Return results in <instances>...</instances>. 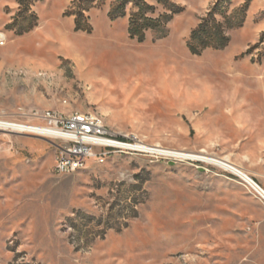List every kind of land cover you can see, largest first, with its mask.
I'll return each mask as SVG.
<instances>
[{"label": "rangeland", "instance_id": "obj_1", "mask_svg": "<svg viewBox=\"0 0 264 264\" xmlns=\"http://www.w3.org/2000/svg\"><path fill=\"white\" fill-rule=\"evenodd\" d=\"M72 1L34 3L37 27L19 36L16 0H0V122L89 112L158 153L58 175L52 140L0 131V264H264V201L222 168L168 155L227 161L264 191V0H231L248 7L242 27L201 56L186 45L215 0H170L182 12L143 43L128 37L130 6L112 21L116 0H98L86 34L65 15ZM140 182L137 217L111 213ZM76 212L92 223L74 228Z\"/></svg>", "mask_w": 264, "mask_h": 264}, {"label": "trees", "instance_id": "obj_2", "mask_svg": "<svg viewBox=\"0 0 264 264\" xmlns=\"http://www.w3.org/2000/svg\"><path fill=\"white\" fill-rule=\"evenodd\" d=\"M41 0H16L18 12L14 17L11 27H18V35L29 33L37 27V17L31 11L34 3ZM162 6L163 12L156 14V8L148 4L144 0H116L112 5L108 16L114 21L118 18L126 16V9L130 6L131 13L128 18L127 34L131 40L137 43H143L147 32L164 36L168 23L175 15L182 12V8L170 0H155ZM98 5V0H73L71 2L66 16L72 17L74 22V31L90 34L92 26L87 15L91 9ZM231 0H215L208 13L200 19L198 25L190 32L187 49L193 56H201L207 50L221 51L230 43V37L227 31L242 27L247 12V5L234 8L230 11ZM139 192L138 196L132 198L121 199V204H113L110 208L111 213H120L124 221H128L137 217L136 207L143 204L147 197V192L143 189V182L132 186ZM119 207V208H117ZM118 209V210H117ZM117 215V214H116ZM115 215V216H116ZM81 216L88 220V224L92 223V217L86 216L80 212L67 219V222L75 228V222ZM125 222L122 228H126ZM101 231L100 237H104ZM121 230L118 228L117 231ZM89 234V233H88ZM88 236V235H87Z\"/></svg>", "mask_w": 264, "mask_h": 264}, {"label": "built area", "instance_id": "obj_3", "mask_svg": "<svg viewBox=\"0 0 264 264\" xmlns=\"http://www.w3.org/2000/svg\"><path fill=\"white\" fill-rule=\"evenodd\" d=\"M31 117L41 125L10 122L8 132L52 140L54 171L58 175L84 169L90 162L103 163L118 153L150 154L141 142L132 137L104 134V127L95 119H89V112L86 116H62L50 111L34 113Z\"/></svg>", "mask_w": 264, "mask_h": 264}, {"label": "bare ground", "instance_id": "obj_4", "mask_svg": "<svg viewBox=\"0 0 264 264\" xmlns=\"http://www.w3.org/2000/svg\"><path fill=\"white\" fill-rule=\"evenodd\" d=\"M0 41H3V36L1 34H0ZM3 45H4V43L0 44V46H3ZM46 112H50V111H45V112H41V113H46ZM86 114L87 113H81V114L75 113L74 115L86 116ZM72 115L73 114L62 115V116H72ZM89 119H95L96 122H99L101 124V126L104 127V134H114V137H122L123 134L122 135L118 134V132L116 133L112 129H110L105 124V122L103 121V119L99 115L94 114V113H89ZM9 124H10L9 122H0V131L8 132ZM132 138L137 140L135 137H132ZM137 141H139V140H137ZM142 146L146 147V149L149 150L150 153H152V152L158 153L157 150H155L153 148H148L143 143H142ZM164 153H166V152H164ZM118 154H127V153H118ZM168 155L170 157H173V158L192 159V160L203 162V163H206L209 165L217 166L218 168H222L223 170L235 175L237 178L242 180L264 201V191L261 188H259L244 172H242L240 169H238L237 167H235L234 165H232L231 163H229L227 161L201 158V157L193 155V154H186V153H180V152H172V153L170 152Z\"/></svg>", "mask_w": 264, "mask_h": 264}]
</instances>
